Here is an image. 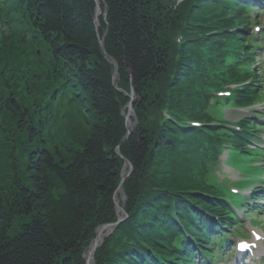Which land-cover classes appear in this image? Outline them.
<instances>
[{
    "label": "trees",
    "instance_id": "16d2710c",
    "mask_svg": "<svg viewBox=\"0 0 264 264\" xmlns=\"http://www.w3.org/2000/svg\"><path fill=\"white\" fill-rule=\"evenodd\" d=\"M101 3L107 22L100 18L97 31L95 0H0L7 18L0 29V264H86L97 229L118 220L114 197L125 161L133 166L124 185L129 217L97 251L96 264H159L143 242L172 264L188 244L173 212L208 242L215 231L195 204L227 211L188 193L220 195L209 182L220 136L239 147L245 138L186 131L167 114L211 121L215 84L247 79L236 49L247 42L240 29L251 2ZM132 89L137 126L122 143ZM256 94L250 88L241 104ZM17 220L21 230L10 237Z\"/></svg>",
    "mask_w": 264,
    "mask_h": 264
},
{
    "label": "rangeland",
    "instance_id": "374dc122",
    "mask_svg": "<svg viewBox=\"0 0 264 264\" xmlns=\"http://www.w3.org/2000/svg\"><path fill=\"white\" fill-rule=\"evenodd\" d=\"M223 113H225V115H227V118H228L229 121H236L237 118L240 117L241 114H242V112H240V111H238L237 109H234V108L224 109ZM133 125H135V124H133ZM133 125L131 126L132 131L136 127V126H133ZM62 126H64V125H62ZM54 133H55V135H53V136H55V138H57L56 141L59 144V138H60L59 129H56ZM54 143H55V141H54ZM223 169H224V167H223ZM123 171L126 172V176L129 174L127 166H124ZM12 173L13 172H11V174ZM14 176H15V173H13L11 176H8L5 180L2 181L3 183H5V186H10L11 185V182H12ZM220 177H221V175H220ZM121 180H123V175L121 176ZM126 181H122L123 183L120 184V190L115 194V198H114L115 201H116V207H115L116 211L115 212H116V215H118L120 218L123 217V214H122L123 211L121 209L123 208L125 202L127 204V197H126V194L124 192V185H125ZM263 220H264V217H263ZM22 223L23 222L20 221V220L15 221L14 225L12 226V229L9 231V233H10L9 236L10 237H13L17 233L20 232ZM108 232L106 234H109Z\"/></svg>",
    "mask_w": 264,
    "mask_h": 264
},
{
    "label": "water",
    "instance_id": "95a60500",
    "mask_svg": "<svg viewBox=\"0 0 264 264\" xmlns=\"http://www.w3.org/2000/svg\"><path fill=\"white\" fill-rule=\"evenodd\" d=\"M98 9V11L100 10V8L98 7L97 8ZM100 12V11H99ZM97 15H100V13H98ZM107 35V34H106ZM103 42H104V40H103ZM132 96H134V94H132ZM130 135V134H129ZM128 135V136H129ZM128 136L126 137V139L128 138ZM125 139V140H126ZM117 153L119 154L120 152H119V148L117 149ZM125 180V178L123 179V181ZM123 183V182H122ZM119 189H120V187H119ZM122 211H123V209H122ZM127 215L125 214V217H126ZM124 220L125 219H120L119 220V222L118 223H122V222H124ZM117 226V225H116ZM116 226H114V225H111V226H105V227H103V228H101V229H115V227ZM98 247H99V241L97 240V242L95 243V244H93L92 246H91V251H90V256H89V258L86 260V262H87V264H90V262H91V260L93 259V255H94V253H95V251L98 249Z\"/></svg>",
    "mask_w": 264,
    "mask_h": 264
},
{
    "label": "bare ground",
    "instance_id": "6f19581e",
    "mask_svg": "<svg viewBox=\"0 0 264 264\" xmlns=\"http://www.w3.org/2000/svg\"><path fill=\"white\" fill-rule=\"evenodd\" d=\"M97 2H98V3H101V0H97ZM128 125H129V127L132 126V123H131L130 120H129V122H128ZM104 232H105V231H103V230H102V231H99V236L101 237L102 235H104ZM101 240H102V237H101L100 239H98L100 246L102 245V241H101ZM97 251H98V250H96L95 253H94V255H93V261H94L95 263L91 261L90 264H96L95 255H96ZM88 256H89V251H88L87 254H86V257H88Z\"/></svg>",
    "mask_w": 264,
    "mask_h": 264
},
{
    "label": "snow or ice",
    "instance_id": "6c2138e0",
    "mask_svg": "<svg viewBox=\"0 0 264 264\" xmlns=\"http://www.w3.org/2000/svg\"><path fill=\"white\" fill-rule=\"evenodd\" d=\"M258 238H259V237H258ZM246 247H247V245H245V244H241V245H240V248H241V249L246 248Z\"/></svg>",
    "mask_w": 264,
    "mask_h": 264
}]
</instances>
